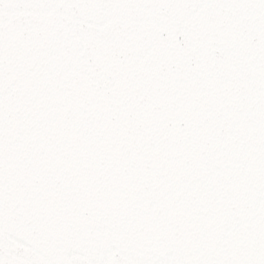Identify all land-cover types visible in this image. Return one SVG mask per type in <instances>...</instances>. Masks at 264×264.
<instances>
[{"label": "snow or ice", "instance_id": "snow-or-ice-1", "mask_svg": "<svg viewBox=\"0 0 264 264\" xmlns=\"http://www.w3.org/2000/svg\"><path fill=\"white\" fill-rule=\"evenodd\" d=\"M0 264H264V0H0Z\"/></svg>", "mask_w": 264, "mask_h": 264}]
</instances>
